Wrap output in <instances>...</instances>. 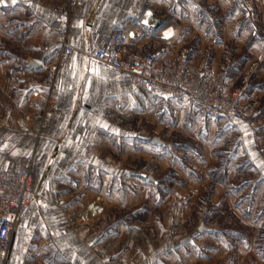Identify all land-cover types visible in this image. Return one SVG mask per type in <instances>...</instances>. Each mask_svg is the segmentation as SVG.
<instances>
[{
    "label": "crops",
    "instance_id": "crops-1",
    "mask_svg": "<svg viewBox=\"0 0 264 264\" xmlns=\"http://www.w3.org/2000/svg\"><path fill=\"white\" fill-rule=\"evenodd\" d=\"M58 24L78 47L126 30L130 55H184L206 75L226 72L225 93L259 114L210 115L81 51L50 83ZM41 99L48 127L23 133ZM33 151V186L47 172L51 203L29 208L0 264H264V0H4L0 162ZM175 190L190 199L180 216Z\"/></svg>",
    "mask_w": 264,
    "mask_h": 264
},
{
    "label": "built area",
    "instance_id": "built-area-1",
    "mask_svg": "<svg viewBox=\"0 0 264 264\" xmlns=\"http://www.w3.org/2000/svg\"><path fill=\"white\" fill-rule=\"evenodd\" d=\"M69 5H74L82 0H67ZM92 31V24L88 22L85 34ZM58 40L60 46L56 49L52 63L49 65L48 82H53L59 67L76 51L112 66L130 77L136 83L149 90H157L168 97L184 96L192 105L203 112L213 116L223 115L234 121L247 120L256 117L259 113L245 111L238 100V96L227 95L224 91L228 75L221 72L217 77H211L193 68L188 63L186 56L167 58L163 61L156 52L145 54H128L129 46L133 42L130 31H114L108 38L105 46L91 42L88 46L78 47L68 32L66 25L58 24ZM49 102L41 99L38 102L39 120H34L30 113H25L20 121L23 133L43 134L49 124L46 111ZM256 129H260L259 126ZM9 153V148H5ZM14 167H6L0 162V255L5 261L9 258V250L13 242V234L18 229L25 213L33 204H37L41 213L48 211L51 200L45 194L48 173L37 187L33 186L31 169L36 159V151L21 155ZM65 200L60 199L59 204ZM190 204L189 197L180 190L174 191L173 213L179 216L183 209ZM212 209L204 212L205 220L210 218ZM87 217L83 215V217ZM73 225L80 224L77 216L71 219Z\"/></svg>",
    "mask_w": 264,
    "mask_h": 264
},
{
    "label": "snow or ice",
    "instance_id": "snow-or-ice-1",
    "mask_svg": "<svg viewBox=\"0 0 264 264\" xmlns=\"http://www.w3.org/2000/svg\"><path fill=\"white\" fill-rule=\"evenodd\" d=\"M3 2H4V0H0V4H2ZM12 3H16V0H12ZM147 15L150 17V16H151V13H148ZM143 23H144L145 25H147V24H149V20L145 19V20L143 21ZM170 35H171V30H169V32L165 34V38H167V37L170 36Z\"/></svg>",
    "mask_w": 264,
    "mask_h": 264
},
{
    "label": "rangeland",
    "instance_id": "rangeland-1",
    "mask_svg": "<svg viewBox=\"0 0 264 264\" xmlns=\"http://www.w3.org/2000/svg\"><path fill=\"white\" fill-rule=\"evenodd\" d=\"M18 162V161H17ZM46 190V189H45ZM184 193V192H183ZM45 194H46V192H45ZM174 200V199H173ZM172 204H173V202H172ZM185 209V208H184ZM171 212H172V215L173 216H175L174 215V213H173V207H172V205H171ZM183 212V211H182ZM84 215H86V216H88L87 214H84ZM180 215H182V213L180 214ZM179 215V216H180ZM203 215H205V214H203ZM211 215V214H210ZM74 216H77L76 214H73V216L72 217H74ZM83 216V215H82ZM11 248H12V246H11ZM11 248H10V250H9V255H10V253H11Z\"/></svg>",
    "mask_w": 264,
    "mask_h": 264
},
{
    "label": "water",
    "instance_id": "water-1",
    "mask_svg": "<svg viewBox=\"0 0 264 264\" xmlns=\"http://www.w3.org/2000/svg\"><path fill=\"white\" fill-rule=\"evenodd\" d=\"M31 64H34V61H32ZM155 140H156V141H160V139H159L158 137H156Z\"/></svg>",
    "mask_w": 264,
    "mask_h": 264
}]
</instances>
